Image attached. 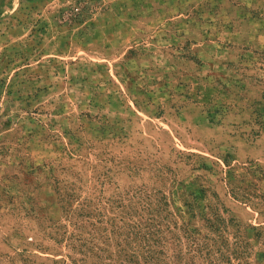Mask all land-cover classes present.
I'll return each instance as SVG.
<instances>
[{
  "label": "rangeland",
  "instance_id": "obj_1",
  "mask_svg": "<svg viewBox=\"0 0 264 264\" xmlns=\"http://www.w3.org/2000/svg\"><path fill=\"white\" fill-rule=\"evenodd\" d=\"M145 241L264 264V0H0V264Z\"/></svg>",
  "mask_w": 264,
  "mask_h": 264
},
{
  "label": "trees",
  "instance_id": "obj_2",
  "mask_svg": "<svg viewBox=\"0 0 264 264\" xmlns=\"http://www.w3.org/2000/svg\"><path fill=\"white\" fill-rule=\"evenodd\" d=\"M5 126H8L5 125ZM142 193H144L143 191H141ZM141 225L138 227L140 228ZM147 227V231H148V234L149 235H157L160 233V227L158 226V224L156 223V220L155 218H149L146 222V226ZM141 230V229H140ZM142 231V230H141ZM186 234H187V239L189 238H192V235L189 234L188 231H186ZM143 236H146V233H143ZM160 241L163 240V238L159 239ZM84 245H82V248H83ZM145 246H148V248L146 249V251L144 253H142V258L144 260V262L146 264H159L160 262V258L159 256H162L164 253L162 252H151V247L152 245L149 244V242L145 241ZM202 246V245H200ZM207 245H203V247H205V249L207 250V255L212 257L211 254V249L209 247H206ZM124 252H122V260H121V263L120 264H140L138 262V257L136 256V252L134 250H123ZM89 253L93 254L94 258L98 259V261H101V257L99 256V254L97 252H95L94 249H90L88 251ZM80 253L82 255H87V253H85V251H80ZM216 254H219V255H214L213 259L210 260V264H218L221 260L225 259L224 255H223V252L218 249L216 251Z\"/></svg>",
  "mask_w": 264,
  "mask_h": 264
}]
</instances>
